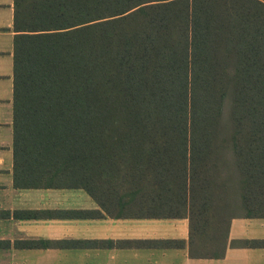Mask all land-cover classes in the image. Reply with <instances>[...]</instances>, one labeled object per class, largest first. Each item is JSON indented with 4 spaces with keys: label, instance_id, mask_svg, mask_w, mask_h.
Returning a JSON list of instances; mask_svg holds the SVG:
<instances>
[{
    "label": "trees",
    "instance_id": "obj_1",
    "mask_svg": "<svg viewBox=\"0 0 264 264\" xmlns=\"http://www.w3.org/2000/svg\"><path fill=\"white\" fill-rule=\"evenodd\" d=\"M14 28L19 182L106 181L224 240L264 214V0H15Z\"/></svg>",
    "mask_w": 264,
    "mask_h": 264
},
{
    "label": "crops",
    "instance_id": "obj_2",
    "mask_svg": "<svg viewBox=\"0 0 264 264\" xmlns=\"http://www.w3.org/2000/svg\"><path fill=\"white\" fill-rule=\"evenodd\" d=\"M15 0H0V264H264V214L176 216L125 189L16 179Z\"/></svg>",
    "mask_w": 264,
    "mask_h": 264
},
{
    "label": "rangeland",
    "instance_id": "obj_3",
    "mask_svg": "<svg viewBox=\"0 0 264 264\" xmlns=\"http://www.w3.org/2000/svg\"><path fill=\"white\" fill-rule=\"evenodd\" d=\"M27 1V0H26ZM216 182H217V185L220 183V184H222V180L220 179V177H218L217 179H214ZM215 182V183H216ZM215 183H213V185L215 184ZM212 185V186H213ZM219 186V185H218ZM223 185H220L219 187L221 188ZM231 195V196H230ZM230 195L229 196H226V198H228V199H230V200H232L231 201V203L234 205V207H237V203L239 202V198H237V194H235V196H234V192L233 191H231L230 192ZM159 204V203H158ZM236 205V206H235ZM156 208H159V209H166V206H163V205H160L159 204V206H157ZM237 210H233V208H232V213H234V214H245L246 213V211L243 209V208H239V207H237L236 208ZM227 215H230V213H228Z\"/></svg>",
    "mask_w": 264,
    "mask_h": 264
}]
</instances>
